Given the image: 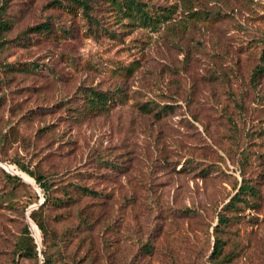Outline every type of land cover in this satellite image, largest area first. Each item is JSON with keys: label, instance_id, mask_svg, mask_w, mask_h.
Segmentation results:
<instances>
[{"label": "rangeland", "instance_id": "rangeland-1", "mask_svg": "<svg viewBox=\"0 0 264 264\" xmlns=\"http://www.w3.org/2000/svg\"><path fill=\"white\" fill-rule=\"evenodd\" d=\"M49 1L0 0L7 23L0 36V264H41L45 256L48 264H204L214 210L239 180L240 150L251 156L244 170L264 176V75L249 84L264 0H138L147 23L91 0L102 26L93 35L79 10ZM44 20L71 35L24 36ZM78 84L117 86L125 99L78 121L62 100ZM146 101L154 108L147 113L139 107ZM257 152L262 157L252 158ZM96 154L118 169L99 166ZM19 164L78 174L97 197L48 209L43 235L28 217L41 191ZM262 178L259 209L222 234L232 253L227 264H264ZM181 207L198 214L177 215ZM24 225L35 255L15 250ZM147 237L149 252L139 248Z\"/></svg>", "mask_w": 264, "mask_h": 264}, {"label": "trees", "instance_id": "trees-1", "mask_svg": "<svg viewBox=\"0 0 264 264\" xmlns=\"http://www.w3.org/2000/svg\"><path fill=\"white\" fill-rule=\"evenodd\" d=\"M113 7L123 13V15H130L137 17L140 21L147 23L151 21V16L143 8L141 2L138 0H107ZM66 4L62 3V0H51L47 3L49 7H63L64 10L70 14H75L76 11H80L87 23V30L91 34L97 33L101 29V25L95 16L91 14L92 1L91 0H66ZM0 10V36L1 31L7 28V23L1 20ZM27 32L35 33L36 35L45 37L48 34L59 33L61 36L71 35V30L61 26L54 27V25L44 20L34 26L27 27L23 30V34ZM262 41V42H261ZM260 49L258 51L257 63L251 68L249 73V84L252 88H255L258 84V79L264 75V36L260 39ZM31 68L37 69L39 64L34 65L29 63ZM126 75H130V70L126 71ZM256 91V90H255ZM264 94V90H263ZM125 99V94L122 89L115 86L112 89H102L95 86H88L84 84H78L70 96H64L62 100L66 101L68 105L71 118L78 121L94 117L100 114H106L109 109ZM75 105V106H74ZM143 112L154 109L151 101H146L139 105ZM47 107L39 106L37 110L40 112L45 111ZM68 109V108H67ZM155 114L161 111V107H156ZM239 159H237L239 168V180H234L232 185V192L228 195L226 201L222 203L218 209L214 210L216 222L212 227L213 230V242L210 245L209 251L204 258V264H227L232 253L230 250H225L226 245L222 234L224 235L225 229H227L232 223H239L241 221H248L252 216V212H256L260 207L261 190L260 182L263 180L261 172H246V163L251 159V156L247 154V151H239ZM262 154L256 153V156L252 158H260ZM93 161L101 167L118 169V166L113 163L109 158L96 154L93 156ZM239 161V162H238ZM19 168L25 172L29 177L33 178L42 194V201L38 203L35 209H32L28 213V217L37 226L40 232L46 234V221L48 209H60L67 206L74 205L77 198L82 197H97V191L90 188L87 185L81 184L78 181V174L62 173L57 174L55 172H44L38 168H29L27 165L19 164ZM208 166L201 167L200 170H207ZM12 181H19V177L5 174ZM26 176V175H25ZM27 177V176H26ZM27 179H29L27 177ZM174 212L180 216L197 215L198 211L193 207H181L174 208ZM80 220H81V216ZM83 217V216H82ZM80 223V221H79ZM88 224V222H87ZM15 250L17 254L23 256L35 255V244L33 238L29 234L27 225L22 226L20 233L15 242ZM153 247V242L145 239L144 242H140L139 248L144 249L145 252H149ZM44 256V250H41ZM41 264H48V257Z\"/></svg>", "mask_w": 264, "mask_h": 264}]
</instances>
